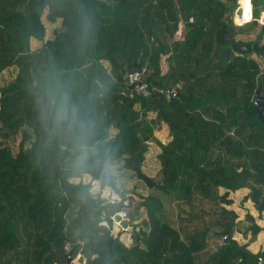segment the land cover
Returning <instances> with one entry per match:
<instances>
[{
	"label": "trees",
	"instance_id": "obj_1",
	"mask_svg": "<svg viewBox=\"0 0 264 264\" xmlns=\"http://www.w3.org/2000/svg\"><path fill=\"white\" fill-rule=\"evenodd\" d=\"M113 1L0 0V74L17 68L0 89V264H67L79 247L84 264H264V249L234 238L238 213L227 206L231 191L247 187L244 201L264 212V122L254 101L260 85L264 95V59L232 49L222 59L241 42L238 0ZM44 16L60 24L34 49ZM142 66L178 96L127 97L125 77ZM163 122L167 143L155 135ZM18 136L14 155L7 141ZM150 142L161 148L156 176L143 169ZM118 159L152 190L130 215L146 208L149 227L133 231L130 247L111 233L112 217L132 204L106 166ZM86 174L123 198L72 181ZM166 202L177 203V224Z\"/></svg>",
	"mask_w": 264,
	"mask_h": 264
},
{
	"label": "rangeland",
	"instance_id": "obj_2",
	"mask_svg": "<svg viewBox=\"0 0 264 264\" xmlns=\"http://www.w3.org/2000/svg\"><path fill=\"white\" fill-rule=\"evenodd\" d=\"M255 7H256L257 15H259L260 12L264 9V0H258V5L257 6L255 5ZM263 19H264V17H263ZM43 21L45 23V26L47 27L46 37L44 38L43 41L34 40L33 42H31V44H32L31 47L34 49H37L38 47H40L43 44L44 41L53 37L54 36L53 29L55 28V26H58V24L49 23V21L46 19L45 16L43 17ZM237 31H238L237 40H239L241 42L260 40L261 45H264V34L262 33V26L260 24L252 23V24H247L243 27H237ZM252 53H253L252 56H254L258 60H260V58H258L259 56H257L258 52H252ZM260 62H261V60H260ZM104 65L106 67H109V62L104 61ZM16 71H17L16 67H10L9 69H6L4 72H2L0 74V89H1V87L6 85L7 83H9L11 80H13V76H14ZM138 108H139V106H138ZM155 116H156V113H149V117L154 118ZM154 127H155V135L157 136V138L159 140H161L164 143H167L169 138H170V140L172 139L171 137H169L170 130H169V127L167 126L166 123L163 122L159 125L156 124ZM115 132H116V129H112V133H115ZM19 141H20V136L15 137V138H11V139H9V141H7V144L12 149V152L14 155L18 152ZM28 145H30V144H28ZM148 147H149L148 148L149 151L147 153V159L144 163L143 169L147 174H149L151 176H156L159 172V169L161 168V164H160V161L158 158V154L161 151V148L157 142H150V144H148ZM124 164H125V161L122 159L115 160V162L111 163V164L108 163V166L111 168L113 173L118 175L117 188L119 189V191H121L125 194V196H126L125 204H128L129 202L132 203V204H130V206L128 204L127 205L128 208L121 211V213L123 214V216L125 218L129 219V226L134 227L133 231H139V229H141V228L148 230L149 227L147 225L148 224V216H147L146 208L141 207L139 209V211L137 213V215H138L137 220H132L130 215L132 212L134 213L137 210L139 203L148 194H150L152 192V190L149 189V187L142 180H139L135 176H131L130 175L131 171L129 169H126V167H124ZM81 180L83 182H86V183L92 182L93 192L101 194V196L103 198L108 199L111 202L115 201V200H121L123 198V196L120 193L116 192L111 187L101 188L99 181L93 180L92 177L88 174L84 175L81 178L72 179L73 182H79ZM220 193L224 194L225 191H223V189L220 188ZM235 196H237V195H235ZM227 200H232V203L227 204V206H228V208H231L233 210H237L241 216V219L244 218V217H242L244 214L246 216V213H247L246 210L248 208L245 207V208H243V210H242V208H241V210H240V208H238L240 197L234 198V200H233V199H231V197L229 195V196H227ZM176 204L177 203L174 204L173 202H171V203L166 202L164 205V207H165L164 212L166 213L168 219L170 220V222L172 224H177L178 207L176 206ZM241 204L244 205L243 201H241ZM112 218H113V224L111 225V233L114 236H120V239L126 244V246H129V247L132 246L134 244V241H135V237L133 236V231H130V229H127V228H123L119 222L114 220V216ZM146 219H147V223L145 221ZM251 223L252 222L249 221V225H251ZM103 224L107 226L108 221H103ZM237 237L239 238L240 241H242L240 235H237ZM262 245L264 247V237L262 240ZM80 258H81V254L76 253V256L71 260L70 264H84V262L82 260H80Z\"/></svg>",
	"mask_w": 264,
	"mask_h": 264
},
{
	"label": "built area",
	"instance_id": "obj_3",
	"mask_svg": "<svg viewBox=\"0 0 264 264\" xmlns=\"http://www.w3.org/2000/svg\"><path fill=\"white\" fill-rule=\"evenodd\" d=\"M245 8L249 11L250 19L244 18ZM241 10V13H238ZM264 11L257 15L255 11V0H250V7L245 0H238L235 7L234 24L237 27H243L247 24L257 23L264 25ZM193 21V18H190ZM126 89L124 94L129 98L148 97L155 93L165 95L167 98L178 96L179 89L175 84H160L150 81L148 78V70L146 66L129 71L125 77Z\"/></svg>",
	"mask_w": 264,
	"mask_h": 264
},
{
	"label": "crops",
	"instance_id": "obj_4",
	"mask_svg": "<svg viewBox=\"0 0 264 264\" xmlns=\"http://www.w3.org/2000/svg\"><path fill=\"white\" fill-rule=\"evenodd\" d=\"M255 9H256V7H255ZM234 16H235V13H234ZM52 24H58L59 25L60 24V21H58L57 23H52ZM34 40L35 39H33L32 42ZM169 137H171L170 134H169ZM169 140H170V138H169ZM221 189H223V191H225L224 188H221ZM249 191H250L249 188L243 187V188H240V189H238L236 191H231L229 195H230L231 199H233V200H234V198H239L240 197V201H239L238 208H240V210H241V208L243 210V208H245V207H247L248 209L250 208L249 210L248 209L246 210V212H247L246 213V216H247L248 213H250L253 216L255 223L258 224L262 228V230L258 234L252 235L253 234L252 233V230L247 229L250 225H249V220L247 219V217L245 216V214L244 215L242 214L243 215L242 217H244V218L241 219V216H240L239 212L237 210H235L238 213V224H239V226H238V230L236 231V233L234 235V238L240 244H247L248 245V249L251 252L257 253V252H259V251H261V250L264 249V247L262 245V240H263V237H264V212L263 213L260 212L255 207L254 202L251 199H248L247 201H244V197L249 193ZM235 195H237V196H235ZM241 201H243V204L244 205L241 204ZM237 235H240L241 236L242 241L239 240V238L237 237Z\"/></svg>",
	"mask_w": 264,
	"mask_h": 264
},
{
	"label": "water",
	"instance_id": "obj_5",
	"mask_svg": "<svg viewBox=\"0 0 264 264\" xmlns=\"http://www.w3.org/2000/svg\"><path fill=\"white\" fill-rule=\"evenodd\" d=\"M106 1L109 2V3H113L114 2L113 0H106ZM238 13H241V10H239ZM231 49L235 53L242 54V55L250 54L252 52H259L260 56L264 59V49L260 50V40H256L253 43H247V42H234V43H232L230 48H226L223 51V54H222L223 62L226 63L228 61V53H229V51ZM139 61H140V58H139ZM125 69L126 70L128 69V64L125 66ZM104 76L107 79V81L110 84H112L114 87L119 88L120 90L123 89V86H122L121 83L112 81L111 77L108 76V75L104 74ZM254 101L257 104V112L259 114V118L264 122V95L262 94V85H260L258 87V89L255 91ZM107 165H108V163H106V166ZM114 220L117 221V222H120V224L122 225L123 228L130 229V231L134 230L133 226H129V219L125 218L121 212L116 213L114 215ZM228 246H229V243H224V244H222L220 250L227 249ZM79 250H80V247L77 249L76 253H79ZM218 253H219V251H215L209 257V259H212V258L216 257L218 255ZM72 259L73 258H70L68 260L67 264H70Z\"/></svg>",
	"mask_w": 264,
	"mask_h": 264
},
{
	"label": "clouds",
	"instance_id": "obj_6",
	"mask_svg": "<svg viewBox=\"0 0 264 264\" xmlns=\"http://www.w3.org/2000/svg\"><path fill=\"white\" fill-rule=\"evenodd\" d=\"M242 2H243V0H242ZM245 17H247V18H245ZM244 18H245L246 20H247V19H250L249 11H248L247 8H245V11H244Z\"/></svg>",
	"mask_w": 264,
	"mask_h": 264
},
{
	"label": "snow or ice",
	"instance_id": "obj_7",
	"mask_svg": "<svg viewBox=\"0 0 264 264\" xmlns=\"http://www.w3.org/2000/svg\"><path fill=\"white\" fill-rule=\"evenodd\" d=\"M245 3L248 4L250 7V0H245ZM245 18H247V17H245Z\"/></svg>",
	"mask_w": 264,
	"mask_h": 264
},
{
	"label": "bare ground",
	"instance_id": "obj_8",
	"mask_svg": "<svg viewBox=\"0 0 264 264\" xmlns=\"http://www.w3.org/2000/svg\"><path fill=\"white\" fill-rule=\"evenodd\" d=\"M120 223V222H119ZM117 224V223H116Z\"/></svg>",
	"mask_w": 264,
	"mask_h": 264
}]
</instances>
